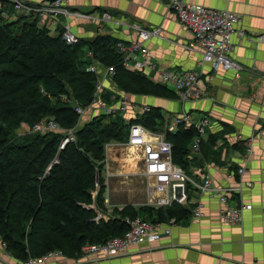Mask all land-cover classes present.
<instances>
[{"label":"trees","instance_id":"1","mask_svg":"<svg viewBox=\"0 0 264 264\" xmlns=\"http://www.w3.org/2000/svg\"><path fill=\"white\" fill-rule=\"evenodd\" d=\"M38 21L33 15L12 21L0 15V237L7 250L17 259L40 257L57 249L78 257L86 244L123 235L129 229L128 216L154 222L189 218L192 209L174 203L138 210L116 208L119 217L94 221L92 192L97 183H104L106 145L127 142L134 123L163 131L173 145V161L185 170L197 161L206 142L203 139L199 153L190 159L197 130L182 125L175 131L168 129L159 107L130 121L122 115L100 113L81 123L76 104H90L97 83L87 67L92 61L85 59L89 50L106 66L115 67L113 80L121 91L171 99L178 95L146 74L124 67L117 51L118 38L98 34L69 45L61 31L51 35ZM50 117L65 130L74 128L76 140L61 149L66 132H19L22 125L33 128ZM212 141L210 136L208 142ZM103 192L104 185L96 203L105 209Z\"/></svg>","mask_w":264,"mask_h":264},{"label":"crops","instance_id":"2","mask_svg":"<svg viewBox=\"0 0 264 264\" xmlns=\"http://www.w3.org/2000/svg\"><path fill=\"white\" fill-rule=\"evenodd\" d=\"M27 1L42 3L50 0ZM185 1L231 10L241 16L239 27L247 35L240 37L234 33L232 36V57L240 69L213 70L209 63H203V50L194 44L193 33L180 23L164 0H70V9L88 13L91 17L59 15L56 19L61 24L53 22L50 17H39L38 24L48 27L51 35L56 36L63 24L70 23L72 30L83 40L96 37L98 27L103 26L107 33L124 42L139 38L135 25L149 29L160 27L161 34L146 41L159 68L176 71L201 69V85L206 94L186 101L178 94L173 99L130 94L121 91L110 76L103 79L107 94L120 93L132 103L159 107L166 127L174 131L177 129L173 126L174 117L183 111L191 112L196 120L209 115L212 123L207 129L204 150L198 156V162L191 161L186 171L200 181L209 174L215 184L224 185L234 183L235 177H229V171L246 164L243 179L250 180L252 186L244 187L238 200L252 204V208L245 210L241 224L224 223L218 216L221 208L218 198L190 186L187 207L193 209L197 201L202 200L206 211L203 218L197 219L191 212L189 218L172 226L171 234L132 246L127 255L98 261L81 255L52 256L39 264H264V137L255 141V153L249 161L246 159V139L264 122V41L257 38L264 33V0ZM7 10L15 19L29 15L10 1ZM106 13L110 14L111 20L102 18ZM85 59L91 61L88 56ZM87 67L89 70L90 64ZM95 112L89 119L100 114ZM125 117L132 119L137 114L131 108ZM210 136L214 141L208 142ZM154 169L155 166L147 165L142 148L131 145L124 148L120 142L107 144L101 172L104 183H97L92 192L95 201L90 207L97 214L94 221L100 223L119 217L114 213L116 208L122 210L130 206L138 210L151 205L157 195L150 197L148 188L154 185L156 175H148L147 171ZM102 185L105 209L96 203ZM15 262L16 257L0 246V264Z\"/></svg>","mask_w":264,"mask_h":264},{"label":"built area","instance_id":"3","mask_svg":"<svg viewBox=\"0 0 264 264\" xmlns=\"http://www.w3.org/2000/svg\"><path fill=\"white\" fill-rule=\"evenodd\" d=\"M13 3L18 8L25 10L29 15L38 17H50L53 22L61 21L56 19L59 15L79 17H91L88 14L74 12L69 9L70 0H50L42 3H34L27 0H0V15L7 21L15 20L13 13L7 10V2ZM175 12L180 23L194 35V44L203 50L202 62L209 63L213 70L221 68L240 69L239 63L232 57L233 42L232 36L237 33L240 37L247 35L246 31L239 27L242 18L231 10L217 9L206 5L187 2L185 0H164ZM108 14L105 19H109ZM139 38L132 42L118 41L117 51L122 55V63L127 69H134L151 77L156 83H161L172 88L179 97L186 100H196L206 94V89L201 85L202 70L191 69L186 71H176L168 68H159L158 62L154 59L146 41L152 36H159L161 28L152 29L139 27ZM102 30V29H101ZM63 40L74 45L79 41V36L72 30L70 23L63 24L61 30ZM260 41H264V33L257 36ZM91 63L89 70L97 76L96 90L92 101L87 106L76 104V112L80 115V122L87 110L96 108L100 113L107 116L125 115L133 108L137 116L152 111L150 105H140L132 103L122 94H112L110 99L103 96L105 91L103 79L115 74L114 66H106L105 70H100V61L97 60L92 51L87 52ZM152 73H155L153 77ZM66 98V97H64ZM127 119L126 121H130ZM212 120L209 115L202 116L196 120L191 112L183 111L174 117L173 126L180 125L189 128L194 127L198 136L195 138L189 158L193 159L199 153L200 145L207 134V129ZM33 132L48 133L52 131L66 132L60 148L63 149L68 143L76 140L74 128L65 130L61 124L53 117L44 118L34 124L31 128ZM264 137L263 125L253 132L246 139V159L249 161L255 153V141ZM132 146L142 148L145 161L148 166H155L156 169L147 171L148 175H156L154 185L149 186V196L156 197L151 205L156 207H167L174 203L187 206L190 201V186H193L200 193H207L211 197H216L221 205L218 213L219 219L224 223L241 224L244 221L245 210L251 209L252 204L238 200L242 195L244 187L252 186L250 180L243 177L247 171V165L238 166L229 171V177H235L234 183L217 185L212 177L206 174L200 181L192 177L182 166L176 164L172 157V143L167 140L162 132H151L142 124L131 126ZM192 215L203 218L206 215L205 203L198 200L192 209ZM125 222L129 229L120 236L111 237L103 242L89 243L82 247L81 257L88 260H108L118 256L129 254L130 248L145 241H155L163 234H171L172 226L177 223L176 217L168 222L148 221L143 216L126 217ZM0 246L7 250V243L0 237ZM52 256H65L62 250H51L40 257L30 256L27 259H17L15 264H39L41 261Z\"/></svg>","mask_w":264,"mask_h":264},{"label":"rangeland","instance_id":"4","mask_svg":"<svg viewBox=\"0 0 264 264\" xmlns=\"http://www.w3.org/2000/svg\"><path fill=\"white\" fill-rule=\"evenodd\" d=\"M69 7V6H68ZM69 9H70V7H69ZM70 10H72V9H70ZM72 11H74V12H79V11H76V10H72ZM80 13H82V12H80ZM84 14V13H83ZM87 14V13H86ZM106 14H108V13H106ZM106 14H104L103 15V19L105 20V21H109V20H111V17L109 18V19H105V15ZM89 15V14H88ZM109 16H110V14H108ZM91 16V15H90ZM105 21H104V23H105ZM102 29V30H101ZM98 31H99V34H109V33H107V31L104 29V27L103 26H99L98 27ZM98 35V34H97ZM121 41V40H120ZM90 51V50H89ZM88 52V51H87ZM97 59V58H96ZM97 60H99V59H97ZM100 61V66H99V68H100V70H105L106 69V65L101 61V60H99ZM97 77V76H96ZM111 77V79H113V77H114V75H111L110 76ZM103 84H105L104 82H103ZM104 89H105V91H104V93H103V96L104 95H106V97L108 98V99H110V95H108L107 94V91L108 90H106V88H105V85H104ZM118 94H120V93H118ZM96 111V112H95ZM97 111L99 112V110L98 109H96V108H91V109H89V110H87L86 111V113L83 115V119H82V121H81V123L82 122H85L86 120H88L89 119V117L91 116V114H93L92 112H95V113H97ZM142 115V114H141ZM124 117H125V115H123ZM126 118V117H125ZM134 124H137V123H134ZM138 124H142V123H138ZM142 125H144V124H142ZM145 126V125H144ZM146 127V126H145ZM148 128V127H147ZM148 129H150V128H148ZM152 130V129H151ZM31 132V127H29L28 125H22L21 126V128L19 129V132H21L22 134H24V133H28V132ZM130 138H131V128H130V134H129V139H128V141L127 142H122V144H123V146H124V148H128V145H130L131 144V141H130ZM121 143V142H120ZM125 151H127L126 149H125ZM157 208H159V207H157Z\"/></svg>","mask_w":264,"mask_h":264},{"label":"bare ground","instance_id":"5","mask_svg":"<svg viewBox=\"0 0 264 264\" xmlns=\"http://www.w3.org/2000/svg\"><path fill=\"white\" fill-rule=\"evenodd\" d=\"M8 3V2H7ZM95 8V7H93ZM78 10V9H77ZM96 10V9H95ZM83 11V10H82ZM110 11V10H109ZM88 14V13H87ZM48 19V18H47ZM102 22V21H101ZM91 23V22H90ZM156 27V26H155ZM164 34V33H163ZM194 39V38H193ZM193 69V68H192ZM199 69V68H198ZM207 88V87H206ZM132 146V145H131ZM133 149V148H132ZM133 151V150H132ZM122 193V192H121ZM151 199V198H150ZM150 201V200H149Z\"/></svg>","mask_w":264,"mask_h":264},{"label":"water","instance_id":"6","mask_svg":"<svg viewBox=\"0 0 264 264\" xmlns=\"http://www.w3.org/2000/svg\"><path fill=\"white\" fill-rule=\"evenodd\" d=\"M56 161H57V160H56ZM56 161H55V162H56Z\"/></svg>","mask_w":264,"mask_h":264}]
</instances>
